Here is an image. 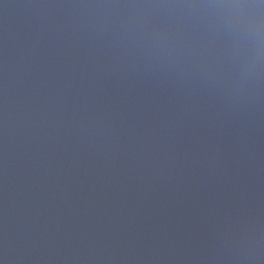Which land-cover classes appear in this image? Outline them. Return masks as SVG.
<instances>
[{"label": "water", "instance_id": "obj_1", "mask_svg": "<svg viewBox=\"0 0 264 264\" xmlns=\"http://www.w3.org/2000/svg\"><path fill=\"white\" fill-rule=\"evenodd\" d=\"M124 2L0 0V264H242L264 230V91L123 47Z\"/></svg>", "mask_w": 264, "mask_h": 264}, {"label": "clouds", "instance_id": "obj_2", "mask_svg": "<svg viewBox=\"0 0 264 264\" xmlns=\"http://www.w3.org/2000/svg\"><path fill=\"white\" fill-rule=\"evenodd\" d=\"M116 11L118 42L139 55L216 81L228 94L264 91V0H127ZM242 264L264 260V230L240 242Z\"/></svg>", "mask_w": 264, "mask_h": 264}]
</instances>
